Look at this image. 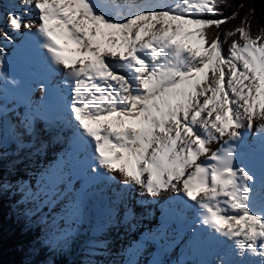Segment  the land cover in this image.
<instances>
[{
  "label": "snow or ice",
  "instance_id": "obj_1",
  "mask_svg": "<svg viewBox=\"0 0 264 264\" xmlns=\"http://www.w3.org/2000/svg\"><path fill=\"white\" fill-rule=\"evenodd\" d=\"M222 6L225 0H18L19 11L0 16V24L26 38L16 55L30 72L27 82L7 74L0 46V92L11 86L24 108L11 155L0 139V200L19 190L13 175L45 153L48 129L68 126L91 150L88 171L118 172L126 188L153 198L177 193L205 229H191L190 245L229 241L230 250L210 264H264V28L252 33L250 9L235 28L212 34L239 15L222 16ZM0 40L14 37L3 32ZM254 121L262 134L258 157L234 146ZM64 181L59 167L44 170L25 194L27 210L17 201L14 214L27 226L64 195ZM132 200L118 198L103 232L134 227ZM50 223L26 250L67 245L70 230L54 216ZM92 246L102 255L110 242Z\"/></svg>",
  "mask_w": 264,
  "mask_h": 264
},
{
  "label": "bare ground",
  "instance_id": "obj_2",
  "mask_svg": "<svg viewBox=\"0 0 264 264\" xmlns=\"http://www.w3.org/2000/svg\"><path fill=\"white\" fill-rule=\"evenodd\" d=\"M13 9L19 11L18 0H0V16ZM3 32H8L14 37V42L11 44L0 40V46H4L6 52L4 71L13 77L15 72L22 71V79L27 82L30 68L16 55V49L26 42V38L21 33H13L6 25L0 24V34ZM32 47L34 49V44ZM20 94L11 86H5L0 92V105L5 108L4 114L0 116V139L3 140L4 146L12 145V141H9L10 132H14L17 121L24 112V108L19 104ZM38 96L39 93L36 94L37 98ZM65 116H67L66 112ZM259 123L254 121L253 127L244 132L242 141L234 144L239 153L246 156L254 154L258 157L262 138L258 130ZM43 124L44 122L41 121L40 126ZM45 142L47 145L45 153L30 164L27 172L21 171L12 179L38 180L46 169L59 167L62 170L65 181L60 188L64 195L56 200L53 206L44 207L46 210L42 213L46 215L50 208L55 209L56 214L64 217L65 222L73 225V228L77 227L71 231L70 239H75L76 243L78 240L77 247L91 245L85 253L92 264H174L175 259L178 264H210L217 259L218 254L223 255L225 251L230 250L231 243L224 240L210 245H190L187 241L191 229L196 227L200 232H204L205 229L201 228L198 222L194 223L196 218L193 209L185 208L181 199L178 204L179 209L165 207L166 203L160 200L171 197L170 192L162 193L155 198L148 194L141 195L139 186L126 188L118 172L112 174L114 178H110L103 171L95 174L88 171V164L92 163L91 150L76 141L73 130L68 126L49 128ZM222 144L223 141L215 142L213 148H218ZM5 165L10 169L9 163ZM130 195L137 211L134 227L131 230L121 228L119 231L103 232L101 226L109 210L113 208L119 210L121 206L117 202L118 198L123 197L124 202L128 203ZM162 218L167 219L164 228L167 235L157 229ZM157 231L164 235L161 239L154 237ZM96 239H106L110 242L109 248L102 255L96 254L92 246ZM152 239L160 242L157 243ZM137 241L143 242L139 250L132 247ZM163 244L167 250L161 252ZM224 247V250L219 251Z\"/></svg>",
  "mask_w": 264,
  "mask_h": 264
},
{
  "label": "trees",
  "instance_id": "obj_3",
  "mask_svg": "<svg viewBox=\"0 0 264 264\" xmlns=\"http://www.w3.org/2000/svg\"><path fill=\"white\" fill-rule=\"evenodd\" d=\"M225 3L227 6H222L219 9L222 16H230L233 12H238L239 15L222 24L220 28L210 30L212 34L223 33L235 28L240 24L243 17L249 13L250 9H255L249 16L252 33L255 35L264 28V0H225ZM238 38L239 34L228 37L227 42L224 44L225 52H227L228 45L232 40ZM221 39H224V37L221 36ZM7 200L8 195L0 200V226H2L0 264H29L30 261L38 262V264H53V262L54 264H64V258L61 256L49 255L47 251H37L32 254L30 250H26L27 241L39 236V233L34 228L26 226L21 217L19 218L11 212L9 205L6 203ZM70 264L80 263L76 261Z\"/></svg>",
  "mask_w": 264,
  "mask_h": 264
},
{
  "label": "rangeland",
  "instance_id": "obj_4",
  "mask_svg": "<svg viewBox=\"0 0 264 264\" xmlns=\"http://www.w3.org/2000/svg\"><path fill=\"white\" fill-rule=\"evenodd\" d=\"M18 10H19V8H18ZM209 18H213V17H209ZM13 35H16V34H13ZM19 73L21 75H19ZM14 78H22V71H19L18 70L17 72H15ZM9 141H12V139H9ZM11 147H12V145H10V146H4V148L6 150H8L9 155H11ZM6 163H8L7 160H5V162H4V169H3L5 175L10 170L9 168L5 167L6 166L5 165ZM15 176H16V174L13 175V178ZM29 179L30 178H27L25 180L18 181V184H17L16 187L17 188L19 187L18 188L19 190H14L13 193H12V195H8V200H7L6 203L9 205V207L11 209V212L13 214H14V212H17L18 211V205L16 203L17 201H19V204L23 206L24 210H27V208L29 207V201L26 199L25 194H26V192L28 191V189L30 187L34 190L35 184H36V181H37V180H34V179H30V180ZM13 180H17V179H13ZM169 195L171 197H169V198H163L160 201L165 202L166 205H167V207H168V209H169V207H172L173 210L179 209L180 208V205H178V204L180 202L181 197L179 195H177V193H171L170 192ZM51 206H53V205H51ZM45 208H47V206ZM45 208H43L42 212L46 210ZM47 215H49V216H47ZM16 216L19 217V218L21 217L19 215H16ZM53 216L56 217L57 222L59 224H61L62 227H65V228L69 229L70 230V233H71V231L75 230V228H77V227H74L73 228V225H70L67 222H65L64 217L57 215L56 212H55V209L52 210L51 208L49 209V211H48V213L46 215H43V213H42V215H38L32 221H30L27 224V226H29V227L34 228L35 230H37L38 233H39L40 238H44V236L46 234H48L49 231H50V229H51L50 220H51V217H53ZM153 220H155V218H153ZM166 222H167V219L166 218H162L161 219V224H158L157 225V229L162 230V225L166 227ZM162 231L165 232V234L167 235V231L165 229L162 230ZM163 236L164 235H162L160 233V231H157L154 234V237H156L158 239H161ZM152 240H154V239H152ZM154 241H156L157 243L160 242L158 240H154ZM77 244L79 245L78 240H77V243H76V240L75 239H70L69 238L67 245L64 246L62 249H57L54 252L53 251H47V253L49 255H52V256H55V257H59V256L63 257L64 258V264H67V263L70 264V263H74L76 261H79L80 264H92V262H90V259L87 257V255L85 253L91 247V245L87 244L88 246L85 245L83 247H77L78 246ZM161 248H162L161 249V252H164V251L167 250V248H166V246L164 244L161 245ZM224 249H225V247L224 248H221L219 251H222ZM174 264H178V261L176 259L174 261Z\"/></svg>",
  "mask_w": 264,
  "mask_h": 264
}]
</instances>
